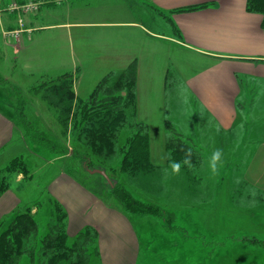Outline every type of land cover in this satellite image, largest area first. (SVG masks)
I'll return each mask as SVG.
<instances>
[{"label":"crops","instance_id":"crops-1","mask_svg":"<svg viewBox=\"0 0 264 264\" xmlns=\"http://www.w3.org/2000/svg\"><path fill=\"white\" fill-rule=\"evenodd\" d=\"M245 5L246 0H53L39 6L34 28L20 35L11 51L13 69L4 80L20 88L33 78L77 71L74 95L84 99L102 78L136 62L138 121L163 130L167 109H175V129L183 137L206 143L208 162L216 149H222L221 169L236 176L231 173L228 180L238 179L235 196L262 203L264 128L261 133L258 128L264 125V29L262 16L248 12ZM143 14L146 24L140 21ZM42 16L46 22L39 26ZM164 16L177 35L168 31ZM170 66L176 73L173 84L166 82ZM182 96L188 97L187 104ZM7 97V88L0 85V170L32 153ZM48 164L47 170L56 173L47 180L44 193L64 209L69 238L85 228L95 230L101 264L150 261L145 231L106 206L66 167ZM19 187L11 186L0 195V220L24 205L29 185ZM230 188L226 187L224 205H229ZM250 190L255 193L250 195ZM239 213L251 220V214ZM257 230L255 235L264 234L261 227Z\"/></svg>","mask_w":264,"mask_h":264},{"label":"rangeland","instance_id":"rangeland-1","mask_svg":"<svg viewBox=\"0 0 264 264\" xmlns=\"http://www.w3.org/2000/svg\"><path fill=\"white\" fill-rule=\"evenodd\" d=\"M31 1L0 0V85L7 88V103L13 115L16 110L22 107L21 113L33 126V129L64 149L61 153L51 154L32 143L22 130L32 153L19 157L26 167L23 173L16 169L7 176L9 188L29 185L24 190L26 192L23 196L24 205L32 206V212L41 229L45 224L47 225L51 209V203L44 193L45 184L50 176L56 173L55 170H49L50 168L47 170L48 163L54 165L55 169L66 167L74 178L76 177L90 188L101 192L104 197H108L110 202L113 199L109 186L99 178L87 173L69 154L73 150L69 137L71 133L70 130L64 131L65 129L60 124V119H64L67 114L64 116L59 112V105L62 104L58 103V99L65 94V88L58 90V88H63L62 81L64 80H61L60 77L33 78L20 88H15L4 80V75L8 76L7 74L13 69L14 61L11 51L17 47L16 42L20 35L28 29L34 28L32 24L36 23L34 18L39 6L51 4L53 0H33V3ZM45 19L46 16H42L37 25L43 26L46 22ZM147 20L148 18L144 14L141 15L140 21L143 24H146ZM156 26L158 27V25ZM168 31L171 33L170 26H168ZM133 63L135 65L134 98L135 106H137V63ZM168 69L174 71L171 66ZM77 73L75 71L67 74L70 77L64 81V83L67 82L66 90L74 92ZM41 82L52 83L48 85L49 87L45 85L40 89L37 86ZM51 88H54V91ZM87 98L78 100L85 101ZM166 112V125L163 130H158L155 126L150 127L140 123L135 108L136 121L149 128L150 158L153 167L149 173L136 177L122 175L118 172L116 155L107 160V166L112 167L113 172L114 169L116 170L115 177L111 175L112 179L117 181L119 179L134 197L149 207L146 214L126 215L136 229H142L150 237L151 244L147 247V251L151 252V259L147 264H232L233 260L236 264H264V234L258 236L253 232H258L259 227L264 232V202L253 204L250 196L241 198L239 195L235 196L236 191L239 192L240 189L235 182L238 181L237 178L234 182L228 180L232 174L233 177H236L232 170L220 168L217 174H212L209 162L205 158L209 154L208 145L204 142L192 141L191 138L179 134L174 127V116L177 111L169 108ZM183 114L187 117L190 116L187 111H183ZM166 126H171L176 134L188 143L199 155L200 163L192 169L190 167L181 168L178 175L169 174L165 180L163 169L172 161L170 152L165 149L168 133ZM18 127L21 128L19 125ZM263 128L262 124L258 130L263 131ZM124 137L125 133L122 132L119 136L120 143ZM59 146L58 148H60ZM18 177L19 180H17ZM225 178L228 180L227 184ZM227 186H231L229 190L231 199L229 205H224L223 198L227 194ZM254 193V190L249 191L250 195ZM212 211L215 213L208 216ZM241 211L251 214V220L240 215ZM14 212L0 220V232L11 221ZM20 264H28V262L24 259Z\"/></svg>","mask_w":264,"mask_h":264},{"label":"trees","instance_id":"trees-1","mask_svg":"<svg viewBox=\"0 0 264 264\" xmlns=\"http://www.w3.org/2000/svg\"><path fill=\"white\" fill-rule=\"evenodd\" d=\"M246 10L262 16L261 26L264 29V0H247ZM164 18L169 23L173 35H177L178 31L172 21L165 16ZM175 74V71L168 69L166 74L168 84H173ZM68 77L70 75H64L60 79L66 81ZM134 79L135 65L132 63L124 71L112 72L105 76L85 101L76 99L73 90H66L67 82L62 81L63 88H58V90L65 88V94L58 99V103L62 104L59 105V112L64 116L67 114L64 119H60V124L64 131L70 130L71 133L69 137L73 150L69 154L86 172L94 169L106 172L111 185L100 175L92 176L109 186L113 201L110 202L101 192L90 188L76 177L75 179L98 196L106 206L116 209L125 216L146 214L149 207L134 197L119 179L118 181L112 179L111 175L115 177L116 170L113 172V168L107 166V160L116 155L118 172L130 177L144 175L153 169L149 128L138 123L135 118ZM50 83L52 82H41L37 87L41 89ZM51 89L54 91V88ZM20 101L22 103V100ZM19 109L14 113L16 123L32 143L51 154L64 151L56 142L34 130L21 113L22 107ZM166 127L168 133L165 149L170 152L171 160L182 161L185 152L190 149L192 153L190 168L197 167L200 163L199 155L171 126ZM122 132L125 133V137L120 143L119 136ZM16 169L20 173L26 169L19 157L0 170V195L9 189L7 176ZM48 201L51 203L50 218L47 225L41 229L32 212V206L24 205L17 208L11 221L0 232V264H20L24 259L28 264H101L95 230L85 228L73 239H69L64 209L49 197Z\"/></svg>","mask_w":264,"mask_h":264},{"label":"clouds","instance_id":"clouds-1","mask_svg":"<svg viewBox=\"0 0 264 264\" xmlns=\"http://www.w3.org/2000/svg\"><path fill=\"white\" fill-rule=\"evenodd\" d=\"M181 100L183 103L187 104L189 102L187 96H182ZM182 166L192 167V153L189 149L185 152V157L182 161H170L168 166L163 169V176L166 180L171 175H178ZM223 166V151L222 149H216L209 161V169L212 174H217L219 169Z\"/></svg>","mask_w":264,"mask_h":264},{"label":"water","instance_id":"water-1","mask_svg":"<svg viewBox=\"0 0 264 264\" xmlns=\"http://www.w3.org/2000/svg\"><path fill=\"white\" fill-rule=\"evenodd\" d=\"M87 172L91 175L94 174L100 175L109 185H111V181L105 171L94 169V170H88Z\"/></svg>","mask_w":264,"mask_h":264}]
</instances>
